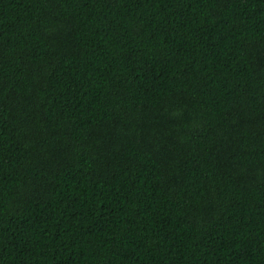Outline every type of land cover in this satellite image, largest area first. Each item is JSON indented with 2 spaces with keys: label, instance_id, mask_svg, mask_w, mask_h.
<instances>
[{
  "label": "trees",
  "instance_id": "trees-1",
  "mask_svg": "<svg viewBox=\"0 0 264 264\" xmlns=\"http://www.w3.org/2000/svg\"><path fill=\"white\" fill-rule=\"evenodd\" d=\"M0 264H264V0H0Z\"/></svg>",
  "mask_w": 264,
  "mask_h": 264
}]
</instances>
